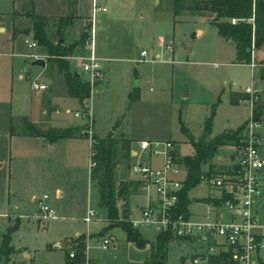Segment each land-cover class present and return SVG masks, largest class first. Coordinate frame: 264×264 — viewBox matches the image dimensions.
Here are the masks:
<instances>
[{"label":"rangeland","instance_id":"rangeland-1","mask_svg":"<svg viewBox=\"0 0 264 264\" xmlns=\"http://www.w3.org/2000/svg\"><path fill=\"white\" fill-rule=\"evenodd\" d=\"M82 1L83 8L87 10L89 0ZM40 2L43 4L45 0H0V25L4 26L5 23L3 16L10 14L13 29L17 32L7 34V29L0 31V235L16 224L9 243L20 253L15 256V263L65 264V253L77 245V237L65 238L85 232V224L76 218L85 213L88 207L95 211L97 223L90 224V235L82 234L87 255L96 259L97 264H143L148 247L138 249L125 242L118 228L115 230L120 233H111L112 228H108L103 210L95 206L96 191L88 180L90 151L87 139L78 137L60 148L63 156L58 154V149L48 154L52 164L47 166L43 162L48 157L34 139L8 135L10 132L15 135L19 133L21 116L30 115L39 122L47 121L51 127L65 128L73 124L87 128L81 115L73 118L75 112L81 114L84 111L83 108L76 109V104L70 106L71 110L68 111H64L63 107L54 116L51 111L52 116L46 119L42 110L46 108L49 111L52 103H59L55 99L58 96H47L51 87L46 91L31 88L33 79L37 83H48L49 63L45 62L43 68L32 67L30 62L33 58L27 55L30 52L45 55L46 60L44 48L36 44L33 50H28L24 42L32 39L31 20L27 14H40ZM102 2L107 20L95 21L93 40L109 58L100 61L103 77L95 83L90 94L91 134L95 137L102 138L110 133L113 138L125 139L130 143L168 140L183 158L194 154L192 143L197 142L203 134L204 122L210 116L213 105L216 107L212 128L206 141L237 129L234 126L247 115L248 108L230 104L234 92L252 87L258 92V105L264 109V79L262 81L260 78V74L264 78V55L259 50L254 51V71L248 65L234 62V45L218 35L216 28L209 23L208 15H195L185 10L181 15L173 16L172 0ZM40 15L46 35L52 42L56 39L59 18L66 16L70 21L71 24L62 32L63 41L65 45H75L64 59L71 63L70 69H77L81 78L86 79L79 61L72 57L85 54L83 45L86 37L80 41V36L87 17L79 19L70 10ZM74 22L77 24L74 25ZM197 28L202 30L201 34L196 33ZM159 38L163 43L170 42L172 49L168 50L159 42ZM7 39H14L12 46L6 43ZM141 49L146 51V55L145 60L139 62L138 52ZM23 59L25 73L22 74L24 77H19V64ZM30 68L33 69L31 73ZM134 90L137 91V100L130 102L128 96ZM179 114L187 129L185 133L181 132L177 122ZM259 120L263 122L261 131H264V113ZM232 146L217 148L210 161L218 156L220 168H226L235 161ZM114 179L131 181L126 161L118 160ZM64 184H71V191L76 196L72 208L75 218L61 217L60 213H55V218L47 222L32 219L30 196L39 198L49 192L50 185ZM205 190L197 187L189 195L196 197ZM135 202L142 203V198L131 200L130 206L133 207ZM12 207L17 208L16 213H12ZM116 207L121 209L118 201ZM221 213L226 220L227 213L224 210ZM137 231L144 240L154 241L156 231L152 227H139ZM111 237L116 243L114 249H111ZM102 239L110 240V245L104 250L100 248ZM21 252H26L30 259L21 258ZM191 253L192 249L186 244L170 241L166 246L165 264H187L186 260L191 264ZM90 264L93 263L90 261Z\"/></svg>","mask_w":264,"mask_h":264},{"label":"built area","instance_id":"built-area-1","mask_svg":"<svg viewBox=\"0 0 264 264\" xmlns=\"http://www.w3.org/2000/svg\"><path fill=\"white\" fill-rule=\"evenodd\" d=\"M105 10L96 0H91L87 36L83 45L85 54L70 56L79 61L81 71L87 76L84 81L89 86V97L86 100L88 105L81 114L75 112L73 117L79 118L81 115L87 125L82 133L88 140L89 151L93 121L90 94L95 83L103 77L100 59L94 52L93 32L97 14ZM24 42L28 50L36 47V42L32 39ZM159 42L168 50L172 49L170 42L163 43L161 38ZM27 55L33 59L45 57L31 52ZM145 55L146 51L141 49L137 61H144ZM249 65L254 71L256 64L253 59ZM31 88L42 91L46 87L33 79ZM258 103V92L252 87L241 91L238 104L248 108V113L238 133L237 144L233 146L235 161L226 168L202 170L197 186L206 188L210 202L209 211L201 219L190 215L189 206L188 214L177 211L186 178V167L176 146L168 140H140L129 145L125 160L127 170L142 198L137 216L128 217L130 226L136 230L139 227H152L156 233L168 232L172 241L186 244L192 249L191 264H208L211 257L226 258L228 264H258L259 253L264 251V218H261L259 212L260 200L264 195V134L261 132V121L256 118ZM90 155L91 151L89 157ZM91 166L92 163L89 162V170ZM46 200V194L34 200V220L47 222L55 218V212ZM118 202L120 207L127 204V200ZM221 210L227 213L226 220ZM95 218V211L87 207L82 218L86 228ZM109 245L108 239L100 242L102 250ZM85 253L86 241L83 264H90ZM66 254L69 259L73 258L74 248ZM186 262L190 264L188 260Z\"/></svg>","mask_w":264,"mask_h":264},{"label":"trees","instance_id":"trees-1","mask_svg":"<svg viewBox=\"0 0 264 264\" xmlns=\"http://www.w3.org/2000/svg\"><path fill=\"white\" fill-rule=\"evenodd\" d=\"M185 10L195 15L209 16L208 21L217 29V33L234 45V62L236 63L250 64L254 51L264 49V0H172L173 16L181 15ZM27 16L31 20L32 40L44 48L48 63L54 64L57 72L62 75L66 95L76 100L79 108L85 109V101L89 97L88 83L71 70L67 60L64 59L72 52L75 45V43L63 44L61 26L66 23V16L59 18L54 42L47 37L43 17L40 14L30 12ZM87 29L88 24L86 23L80 41L87 36ZM12 31L14 34L16 33V30ZM128 98L130 102L136 101L137 91L134 90ZM215 107L216 105L212 106L211 114L204 122L203 134L197 142L192 143L194 154L182 158L186 167V178L181 190L179 208H177V211L181 213L188 214V206L191 203L188 193L199 184L202 166L215 155V148L237 144V136L242 126L206 141V137L211 133ZM255 111L256 118L259 119L261 107L258 105ZM21 121L19 135L42 138L48 142L78 137L86 139L82 133L84 125L73 128L38 130L25 118ZM91 140L89 161L92 166L88 173V180L95 188L97 202H99L98 208L103 210L108 228H118L124 235V241L133 244L138 249L148 247V255L143 264H165L166 246L172 241L169 233H156L154 241L148 242L141 238L136 229L130 226L126 206L121 207L120 210L116 207L118 200H127V197L136 191L135 182L115 181L114 179L118 160L125 161L127 158L129 141L113 138L110 133L102 138L92 135ZM209 169L212 170L213 167ZM15 229L16 224L8 227L0 237V258L4 260L13 252L9 243L11 233ZM76 241L74 257L69 259L65 253V264H83L84 236H78ZM208 264H228V262L223 257H211ZM258 264L264 263L259 261Z\"/></svg>","mask_w":264,"mask_h":264},{"label":"crops","instance_id":"crops-1","mask_svg":"<svg viewBox=\"0 0 264 264\" xmlns=\"http://www.w3.org/2000/svg\"><path fill=\"white\" fill-rule=\"evenodd\" d=\"M96 1L100 5L104 6V4L102 2L103 0H96ZM113 1H115V0H113ZM70 2H68L66 0H45V2H43V4H41V2L39 3V10H38V12L40 14L46 15V14L53 13L54 11L61 12L63 10H70V12L72 11V13L76 14V16L79 17V19H83V17L84 18L88 17L91 0H89V2H88V6H87L88 8H86L87 10H85L83 8L85 6L83 5V3H82L83 1L82 0H71ZM11 6H12V4H11ZM3 17H5V18H3V19H5V23H4V26L0 25V31L1 30H4V29H7V34L8 33L11 34L12 33V30H13L12 19H11L12 16L10 14H5ZM98 19H100L101 22L107 20L106 19V16L104 15L103 12H99L97 14V20ZM100 20H99V22H100ZM69 24H71L69 20H67L65 24L63 23V25L61 26L62 29H63L62 32L66 30V28H67V26ZM76 24L77 23L74 22V25H76ZM196 33L197 34H201L202 33V30L200 28H197L196 29ZM29 34H30V32H29ZM14 39H11V40L10 39H7V42L6 43L7 44L9 43V45L12 46V44H13L12 41H14ZM63 44H64V41H63ZM10 51H11L10 53H13L12 50H10ZM256 51H258V50H256ZM259 51H261V54L264 55V49L259 50ZM94 52H95L96 56L100 59V61H103V60L109 58L107 55L103 54V52L101 51V49L99 48V46L96 44L95 41H94ZM8 54H9V52H8ZM234 56H235V54H234ZM45 62L48 63V61H45ZM45 62H44V66H45ZM70 64L71 63L69 62L68 65H70ZM241 64H243V63H241ZM245 65L250 66L249 64H245ZM31 66L32 67H40V66H37V65H31ZM32 70L33 69L30 68V73H31ZM71 70L75 71L78 74V76L82 77V75H80V73L77 71V69H71ZM19 71H20L19 77H21V76L24 77V75H22L23 73H25L24 59L20 61ZM46 78H47V82H48L47 85L43 81H41L40 84H44L45 85L46 88L44 89V91H46L48 87H51V90L47 92V96L49 98H52L54 96H58L55 99L58 100L57 102H59L57 104L52 103L49 106V108H50L49 111H47L46 108L44 110H42L41 113L44 112L46 119H49L52 116L51 111H53V116H54V115H56L54 113L60 112V110L63 107L65 108L64 111L71 110L70 109V106H72V105L74 106L75 104H76V106H75L76 109L79 107V105L77 104L76 100L71 99V98H69L66 95L62 75L57 72V69H56V67H55L54 64H50L49 63L48 76H46ZM260 78L263 81L264 78L261 77V74H260ZM240 93H241V91L240 92H234L231 95V97H230V104L231 105H233V106H240L238 104V99L240 97ZM261 104H263V103L261 102ZM260 107H261V112H260L259 118L260 117L262 118L263 117V113H264L263 112L264 109H263V106H260ZM76 109H72V110L76 111ZM90 111H91V107H90ZM246 116L244 118H242L241 120H239L238 123L234 127L235 128L241 127L243 125V123L245 122ZM21 118L22 119L25 118V120L29 121L36 128H38V126H39L40 129H38V130H45V129H50V128H53V129H61L62 128V127H51L52 125H50V123H47V121H45V123H43L42 121L39 122L36 119H34L32 117V115H30V116H21ZM262 124H263V122H261V125ZM73 127H76V126H73V124H72V125H69V127H65V128H73ZM261 132L264 134V131H261ZM8 135H9V137L16 136V137H23V138H28V139H34V141H36L37 145L40 147L39 149L41 151H44V154L46 155V157H48L43 162L47 166H49V165L52 164L51 158H49L48 154L51 155V152H55V150L58 149V152H59L58 154L61 155V156H63L62 152L60 151L61 150L60 148H63V146L68 145L73 140L78 139V138L59 139V140H56V141H53V142H48V141H46V140H44L42 138H35V137L23 136V135H19V133H16V135H15V133H12V135H10V134H8ZM131 144H133V143H130L129 142V145H131ZM232 148H234V147L232 146ZM216 150H217V148H215V151ZM219 161H220V158L218 156H216L214 161H209L207 164H205V165L202 166V169L203 170H206V169H208L210 167L220 168L221 167L220 166V163L221 162H219ZM226 167H229V165L226 166ZM263 185H264V180H263ZM197 187H202V188L206 189L203 186H196L194 189H196ZM71 188H72V185L71 184H64V185H60V186L59 185H50V187L48 189L49 192L48 193H43V194H46L47 195L46 203L48 204V206H50L54 210V212L56 214L57 213H60V216L61 217H66V218L67 217H70V218L73 217V218H75L74 217V214H73V211H72V208L75 205L76 196L72 193ZM194 189H192V190H194ZM189 193H188V197L191 200V203L189 205V213H190V215L192 217H194L196 219H201L206 214V212L209 211V209H208L209 202H210V200H209V194H208L207 190H205V192L203 194H201L199 196H196V197H191L189 195ZM96 197H95V206H96V203H97ZM35 199H37L36 196H34V195H31L30 196V203L33 206V213L35 212V205H34V200ZM135 199H137V200L141 199V196L139 195V193L137 191H135L134 194H131L130 196L127 197L126 208H127V211H128V217L129 218H134V216L135 217L137 216L138 209H139V207L141 205L140 202H135L134 206L131 207L130 206V202H131V200H135ZM86 200H87L86 202H88V199H86ZM16 212H17V208L16 207H12V213H16ZM259 212H260L261 218H264V195H263L262 199L260 200ZM84 214L85 213H83L79 218H76V219L78 221H81L82 222V218L84 217ZM94 222L97 223L96 221H94ZM99 222H102V220L99 221ZM102 226H103V224H102ZM102 226H100V227H102ZM88 230H89V227L88 228H85V232L84 233H81V232L80 233H75L74 236L68 237V238H65V239H74V238H76V237H78V236H80L82 234L88 236V235H90L88 233ZM115 231L117 233L118 232L120 233V231L115 230V228L110 229V232L111 233H113V232L115 233ZM1 235H0V237H1ZM112 240H113V242L111 244V246H112L111 249H114L115 246H116V243H115V240L113 238H112ZM11 247L13 248V252L7 257L6 260L0 258L1 264H20L21 263V262L15 263V256L16 255L18 256V254H20V253L18 252V249H16L13 246H11ZM262 252H264V251H261L259 253L258 261H261V262L264 263V259L262 258ZM21 254H22L21 255L22 256L21 258L24 257V258H29L30 259V256L26 252H21ZM85 257H86L87 260H90L93 264H97V260L96 259H93L92 257H89L87 255V252L85 253Z\"/></svg>","mask_w":264,"mask_h":264},{"label":"water","instance_id":"water-1","mask_svg":"<svg viewBox=\"0 0 264 264\" xmlns=\"http://www.w3.org/2000/svg\"><path fill=\"white\" fill-rule=\"evenodd\" d=\"M47 61L42 59V58H35L33 59L30 64L31 65H37V66H40V67H43L44 66V62ZM177 122H179L180 126H181V132L182 133H185L187 131L186 128H184L183 124H182V121H181V115L179 114V117H177ZM99 206V202L96 203V207Z\"/></svg>","mask_w":264,"mask_h":264}]
</instances>
